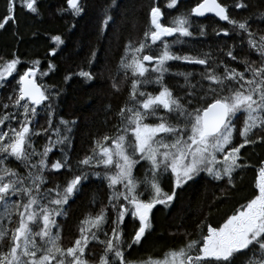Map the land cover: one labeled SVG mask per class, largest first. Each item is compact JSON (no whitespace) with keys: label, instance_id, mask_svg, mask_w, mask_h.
Returning a JSON list of instances; mask_svg holds the SVG:
<instances>
[{"label":"snow or ice","instance_id":"snow-or-ice-1","mask_svg":"<svg viewBox=\"0 0 264 264\" xmlns=\"http://www.w3.org/2000/svg\"><path fill=\"white\" fill-rule=\"evenodd\" d=\"M66 4L65 11L74 16L84 11L81 0H66ZM177 4L178 0H170L167 7L171 9ZM18 5L31 13H38L37 0H8L5 14L0 17V29L15 20ZM235 7L243 9L246 5L240 2ZM206 13H213L233 29L246 34L249 47L260 58V65L257 67L254 62L243 61L244 71L223 65L220 74L218 69L221 65L208 67L211 62L207 53L201 58L173 52L175 44L184 43L181 37L193 35L190 17H203ZM162 17L160 7L151 8L150 28L144 33V40L138 46L129 41L119 62L118 69L124 73L125 79L131 73V88L130 103L117 113L121 122L118 134L114 138L105 135L103 142H96L93 154L79 162L85 167L103 169V172L93 174L106 180L111 190L108 207L116 212V219L111 221V235L106 230L109 224L106 207L81 222L80 235L71 246H62L57 217L66 215L64 206L88 179V173L76 175L63 190L57 186L55 190L41 192V186L46 182L44 171L48 167V154L69 137H60L57 128V139L49 138L43 151H36L31 137L41 133L32 131L30 125L40 106L51 108V93L37 82L38 60L34 61V67L19 75L18 92L11 105L23 116L19 129L11 126V120L17 118V113L0 116V126L9 122V131H0V248L5 241L8 242L7 250H0V264H90L88 257L94 255L89 247L92 242L104 248L97 264H237L241 257L244 264H264V162H261L255 177L253 197L222 223L205 225L206 231L202 230L199 240H190L179 249H171L162 258L149 256L134 261L126 256L127 249L139 245L151 228L153 209L157 205L171 204L176 197V189L202 172L217 181L226 180L234 187L233 173L246 166L241 160V149L247 144L264 142V137H257L255 141L250 139L255 129L264 131V35L257 38L250 31L247 20L231 19L227 7L219 0H202L188 16L175 17L169 25L161 22ZM111 19L109 15L103 21L105 28ZM221 31L224 36H229L228 30ZM167 37L176 39L169 42ZM53 40L57 45L63 43L58 35ZM157 45L158 54H144ZM51 54L55 55V50ZM226 55L233 61L237 60L232 49ZM169 61L205 65L206 70L201 75L209 83L206 87L200 84L197 88L189 82L191 73H176L184 76L185 85L191 91L183 97L174 95L164 82ZM19 63L18 58H13L0 65V80L11 77ZM147 65L154 66L150 69ZM150 72L156 74L154 78L146 75ZM79 75L94 79L90 72L81 71ZM148 84L158 85V91L153 94L142 90ZM111 87L114 92L120 91L115 80ZM46 101L49 103L45 105ZM3 108L7 109L9 105L4 104ZM238 114H246L243 127L239 129L235 123L240 118ZM60 123L66 132H71L69 125L76 122L61 119ZM236 135L243 138L242 143L234 142ZM108 141L110 145L104 143ZM33 157L39 159L33 162ZM9 158L21 162L27 175L22 176L9 168L6 164ZM142 161L148 168L140 180L133 170ZM66 164V160L57 161L51 167L59 171ZM165 176L173 182L171 193L161 186V178ZM141 186L144 191H140ZM53 191L56 192L55 197L52 196ZM145 192L149 193L147 197ZM13 197L17 199L13 200ZM13 215L18 217L14 229L4 223L7 220L11 225ZM126 217L138 220L139 228L132 242L125 247L121 225ZM101 234L107 239L101 240Z\"/></svg>","mask_w":264,"mask_h":264},{"label":"trees","instance_id":"trees-1","mask_svg":"<svg viewBox=\"0 0 264 264\" xmlns=\"http://www.w3.org/2000/svg\"><path fill=\"white\" fill-rule=\"evenodd\" d=\"M7 2L8 0H0V17L5 14ZM169 2L170 0H81L84 11L81 15L74 16L65 11L66 0H37L38 13H31L18 5L15 20L0 29V65L13 58L20 61L15 75L0 88V116L17 113V109L11 105L18 92L19 75L34 67V61L38 60L37 82L51 93V108L40 106L37 116L32 120V131L41 133L31 137L33 147L42 152L49 138L53 141L57 139V128L60 137H69V140L56 145L48 154V167L44 171L46 182L41 186V192L55 190L57 186L63 190L76 175L88 173V179L64 206L66 215L58 218L60 225L67 227L65 229L78 226L86 217L93 213L96 215L106 207L108 215L114 214L113 217L108 216L107 226L112 227L111 221L116 219V212L108 207L110 190L107 181L93 174L99 169L85 167L79 162L93 154L96 142H103L105 135L114 138L118 134L121 122L117 113L130 103L131 88V73L125 79L118 65L129 41L138 46L144 40V33L150 28L151 8L160 7L163 13L161 22L169 25L175 17L188 16L202 0H178V4L171 9L167 7ZM219 2L227 7L231 19L247 20L250 31L257 38L264 35V0ZM240 2L246 7L236 8L235 5ZM109 15L112 19L105 28L103 21ZM190 20L193 35L181 37L184 43L175 44L173 52L201 58L207 53L211 62L208 67L221 65L218 69L220 74L226 64L238 71H244L243 61L254 62L257 67L260 65L258 54L247 43V35L240 33L239 29H233L227 21L221 23L210 17L198 19L194 16ZM221 30H228L229 36H223ZM218 32L221 36L217 35ZM57 35L63 41L60 45L53 40ZM174 39L176 37L167 40L171 42ZM158 45L153 46L152 50H146L144 54H158ZM230 49L237 56L236 61L227 57L226 53ZM53 50L55 55L51 54ZM49 65L53 67L50 68ZM166 66L168 72L165 73L164 82L178 97H183L191 89L185 85L184 76L175 75L176 73H191L189 82L197 88L200 84L206 87L209 83L201 75L206 70L205 65L169 61ZM81 71L90 72L94 79L81 77ZM43 73L47 75H41ZM146 75L154 78L156 74L150 72ZM113 80L120 85L119 92L112 89ZM158 89V85L148 84L142 90L155 94ZM48 103L46 101L45 105ZM4 104H8L9 108H3ZM22 119L23 116L17 113V118L11 120V126L18 129ZM61 119L76 122L69 125L71 132L65 131V126L60 123ZM8 124L6 121L2 126L8 130ZM257 137H264V131L255 129L250 139L255 141ZM234 142L242 143L243 138L236 135ZM38 159L39 157H33V162ZM65 160L67 164L64 168L59 171L52 169L53 163ZM241 160L246 166L233 173L234 187L226 180L217 181L201 174L176 189V197L171 204L157 205L151 214V228L139 245L127 249V258L134 261L149 256L162 258L171 249H179L190 240H199L202 230L206 231L205 225L216 226L222 223L241 204L252 198L255 177L261 162H264V142L245 145L241 149ZM6 164L20 175H27L21 162L9 158ZM147 168L148 165L143 162L136 166L134 175L137 179H143ZM163 179L164 191L171 193L173 182L167 176ZM140 191H144L143 186ZM15 199L17 198L13 197ZM16 218L13 215L11 225L5 220V225L14 229ZM134 223L127 220L123 224L125 245L131 243ZM7 246L8 242L5 241L0 250L6 251ZM237 264H244V258L238 259Z\"/></svg>","mask_w":264,"mask_h":264},{"label":"rangeland","instance_id":"rangeland-1","mask_svg":"<svg viewBox=\"0 0 264 264\" xmlns=\"http://www.w3.org/2000/svg\"><path fill=\"white\" fill-rule=\"evenodd\" d=\"M170 37H167L166 39H169ZM158 44H159V42H158ZM150 69H151V67L152 66H154V65H147ZM15 73L16 72H14L13 73V75L12 76H14L15 75ZM24 73V72H23ZM11 76V77H12ZM11 77H8L6 80H0V88L5 84V82L7 81V80H9ZM239 115V119L235 122L236 123V127L239 129V128H242L243 127V123H244V119L246 118V114H238ZM18 129H19V127H18ZM0 131H9V129L7 130V129H5L3 126H0ZM9 134L11 135V133L9 132ZM108 145H110V141L107 143ZM14 159V158H13ZM143 162V161H142ZM143 163H145V164H147L146 162H143ZM98 171H101V172H103V169L101 168V169H99ZM134 172H135V169L133 170ZM201 174H205L206 176H208V177H210V178H212L211 176H209V175H207L206 173H204V172H202V173H200V175ZM197 177V176H196ZM195 177V178H196ZM119 187V186H118ZM110 190V189H109ZM111 191V190H110ZM146 193V192H145ZM55 195H56V192H52V196L53 197H55ZM95 213H93L92 214V216H95L94 215ZM113 215L114 214H111L110 213V215H108V216H112L113 217ZM59 217H57V222H58V224L60 225V220L58 219ZM131 218V217H130ZM132 219V218H131ZM17 222H18V217L16 218V225H17ZM65 227L66 226H64V225H60V235H61V244H62V246L63 247H65V248H67V247H69V246H71V244L74 242V240L76 239V238H78L79 237V235H80V231H79V229H80V227H81V224H78V226H73V227H70L69 229H65ZM67 228V227H66ZM107 228H109L108 229V232H109V235H111V227H109V226H107ZM55 231V230H54ZM95 242H92L90 245H89V247L91 248V251H92V253H94V251L96 250V248H97V245L96 244H94ZM102 247H103V245H101ZM100 257V256H99ZM99 257L98 258H96V254L94 253V255H89V260H90V264H97V261L99 260Z\"/></svg>","mask_w":264,"mask_h":264},{"label":"flooded vegetation","instance_id":"flooded-vegetation-1","mask_svg":"<svg viewBox=\"0 0 264 264\" xmlns=\"http://www.w3.org/2000/svg\"><path fill=\"white\" fill-rule=\"evenodd\" d=\"M195 179V178H194ZM164 179H163V177L161 178V186H162V181H163ZM163 187V186H162ZM149 195V193H146L145 194V196H148ZM127 220H130V221H134L135 223H134V226H133V230H134V233L131 235V238H133V236L135 235V232H136V230L139 228V221L138 220H134V219H131L130 217H126L125 218V221H127ZM124 221V222H125ZM138 223V224H137ZM124 224V223H123ZM121 227L123 228V225H121ZM108 231V230H107ZM149 231V230H148ZM147 231V232H148ZM147 232L145 233V235L147 234ZM124 238V237H123ZM100 239L101 240H105V239H107V237H105L103 234H101L100 235ZM131 242H132V239H131ZM94 244H96L97 245V248H96V250L94 251V253L96 254V258H98L99 256H101L102 254H103V250H104V248L101 246V244H99V243H97V242H95ZM125 247H126V245H125Z\"/></svg>","mask_w":264,"mask_h":264},{"label":"water","instance_id":"water-1","mask_svg":"<svg viewBox=\"0 0 264 264\" xmlns=\"http://www.w3.org/2000/svg\"><path fill=\"white\" fill-rule=\"evenodd\" d=\"M194 17L198 18V19H203V18H206V17H210V18L215 19L218 22H224V21H221L218 17H216L213 13H206L205 16H203V17H197V16H194ZM221 34L223 35V33H221Z\"/></svg>","mask_w":264,"mask_h":264},{"label":"bare ground","instance_id":"bare-ground-1","mask_svg":"<svg viewBox=\"0 0 264 264\" xmlns=\"http://www.w3.org/2000/svg\"><path fill=\"white\" fill-rule=\"evenodd\" d=\"M250 15V14H249ZM235 20V19H234ZM222 23V22H221ZM228 29V28H227ZM103 30V29H102ZM221 36V35H220ZM224 36V35H223ZM247 40V39H246ZM227 65V64H226ZM201 74V73H200ZM198 81V80H197ZM253 147V146H252ZM172 181V180H171ZM162 216V215H161ZM138 224V223H137ZM188 239V238H187Z\"/></svg>","mask_w":264,"mask_h":264}]
</instances>
